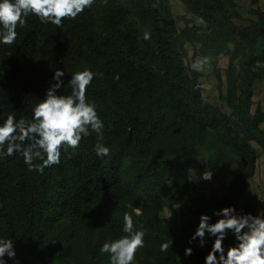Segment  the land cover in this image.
<instances>
[{"label": "trees", "instance_id": "trees-1", "mask_svg": "<svg viewBox=\"0 0 264 264\" xmlns=\"http://www.w3.org/2000/svg\"><path fill=\"white\" fill-rule=\"evenodd\" d=\"M179 2L198 25L193 20L178 29L170 0H95L60 28L30 15L13 45L0 44V124L10 114L30 120L56 83L57 69L64 71L57 94L67 95L72 73L86 67L103 74L94 77L87 99L96 105L102 142L110 148L98 157L93 132L76 150L62 147L60 163L42 174L29 171L19 153L0 158V238H10L16 252L15 259L4 257L6 264L37 258L110 264L100 249L125 235V212L134 229L146 233L133 264H204L215 238L203 247L199 238L189 242L200 216L214 223L220 218L214 213L225 207L237 213L260 155L264 160V111L260 102L252 108L255 85L264 81V9L247 10L252 17L237 24L236 0ZM185 44L197 46L202 57L228 56L220 98L229 114L197 87L200 72L186 64ZM200 155L213 176L230 172L219 199L192 185L188 159ZM235 159L239 165L232 168ZM162 209L179 214V228L164 221ZM237 243L233 235L229 247Z\"/></svg>", "mask_w": 264, "mask_h": 264}, {"label": "clouds", "instance_id": "clouds-1", "mask_svg": "<svg viewBox=\"0 0 264 264\" xmlns=\"http://www.w3.org/2000/svg\"><path fill=\"white\" fill-rule=\"evenodd\" d=\"M95 0H0V44L11 46L15 43L17 28L27 26V18L32 15L41 23L62 27L65 19H75L86 8H90ZM106 3V0H102ZM150 34H143L149 40ZM211 66L210 57L197 58L191 68L196 72H204ZM64 71L57 69L54 74L56 83L46 90L45 99L35 105L32 118L17 120L13 115L0 124V158L11 157L19 153L28 166L29 171L43 173L45 168L57 165L61 160V148L76 150L84 137L96 133L98 142L94 150L98 157L110 154V148L103 141V121L100 119L96 105L87 99V90L94 77L102 76L89 68L72 73L68 86L70 94L58 95L62 87L60 78ZM119 77L117 76L116 79ZM197 87L205 85L197 84ZM40 161V163H35ZM213 173L206 170L202 179L211 180ZM220 217L210 223L211 217L202 214L199 225L190 239L199 238L200 246L206 243V234L214 237L211 250L205 257L204 264H264V210L253 216L239 215L234 207H225L214 213ZM136 215H140L136 209ZM173 211L165 210V220L172 218ZM123 232L125 235L105 242L100 249L107 254L110 264H133L139 249L145 246V231L134 229L132 215L125 212L123 216ZM228 232H232L238 242L228 247L226 253L223 245ZM173 241L160 245L161 252H168ZM192 248L185 249V255H192ZM219 254V255H217ZM15 259L13 241L0 238V264H6L4 257Z\"/></svg>", "mask_w": 264, "mask_h": 264}, {"label": "rangeland", "instance_id": "rangeland-1", "mask_svg": "<svg viewBox=\"0 0 264 264\" xmlns=\"http://www.w3.org/2000/svg\"><path fill=\"white\" fill-rule=\"evenodd\" d=\"M238 5V10L241 14L239 20H235L237 24H245L246 19H250L252 16L247 13V10L260 8L264 9V0H236ZM170 7L173 13V17L178 29H182L186 22L189 25L193 23V17L186 13L184 7L179 2V0H170ZM198 25L199 22L194 20ZM186 49V64L190 67L191 64L197 59L202 58L197 46L191 44H185ZM207 57L211 58V62L216 65L217 70L222 81L220 85V90H218V79L215 74L214 67H207L204 72H200V81L205 87L202 88V94L212 105L218 106L223 112L229 114V109L226 107L222 99L220 98L221 92L225 90V76L224 69L227 65L228 56L225 54L213 55L210 52L206 54ZM221 91V92H220ZM253 109L255 104L260 102L262 110L264 111V81L259 82L255 85V91L253 96ZM264 129V123L261 125ZM256 149L260 152V149L256 146ZM185 158H176L177 161H183ZM190 162V173L192 185L196 188V191L202 195L213 196L215 198H220L225 193V187L230 180V172L222 171L217 175H212L211 180L202 179V174L207 170L205 165V158L203 156H192L189 157ZM239 165L238 160H234L232 163V168H236ZM165 210L173 211L172 218L170 220H165L164 212ZM264 210V160L262 155H260L257 161V167L255 174L247 182V190L245 195L241 198L238 207L237 214L246 215L252 214L253 216L259 214ZM160 216L164 221L175 228H179L181 223L179 214L170 209H162L160 211ZM233 236L232 232H228L226 239L223 242L225 253L229 247L230 240ZM206 241L209 236L206 234ZM35 264H49L48 260H41L39 258L34 260Z\"/></svg>", "mask_w": 264, "mask_h": 264}]
</instances>
